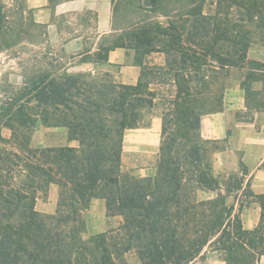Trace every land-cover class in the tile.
Listing matches in <instances>:
<instances>
[{"label":"trees","instance_id":"obj_1","mask_svg":"<svg viewBox=\"0 0 264 264\" xmlns=\"http://www.w3.org/2000/svg\"><path fill=\"white\" fill-rule=\"evenodd\" d=\"M118 1L111 0L113 16ZM121 1L165 19L130 24L113 44L134 50L136 83L67 75L53 86L40 84L38 120L67 128L77 145L30 147L23 115L11 137L0 134V264H119L129 251L141 264H195L209 244L223 252L225 264H254L264 254V192L256 195L260 216L252 229L226 202L228 189L199 198V190L221 185L211 160L219 147L199 129L201 115L222 99V71L245 64L264 69L247 56L250 47L264 45V0ZM154 52L164 54L163 64L145 63ZM206 66L218 74H206ZM246 77L264 80L251 71ZM161 83L173 91L165 99L152 87ZM158 98L164 107L156 172L133 179L120 167L123 134ZM50 183L58 186L57 208L42 213L35 200ZM93 198L122 222L85 237L82 210Z\"/></svg>","mask_w":264,"mask_h":264},{"label":"rangeland","instance_id":"obj_2","mask_svg":"<svg viewBox=\"0 0 264 264\" xmlns=\"http://www.w3.org/2000/svg\"><path fill=\"white\" fill-rule=\"evenodd\" d=\"M60 1L62 0H51V8L54 9L53 5ZM109 1L111 3L110 29L96 41L90 34L94 15L87 10L68 14L55 13L53 10L49 16L52 21L49 26L35 19L33 9L27 6L25 0H0V134L4 138L11 137V131L16 126L17 115H23L27 121L21 128L28 134L30 147L77 145L75 140L68 139L67 128L60 125L47 126L38 120L40 108L36 106L37 102L34 98L37 93L36 98L40 96L37 91L40 84L47 83L48 86H53L67 75L79 76L84 80L109 78L117 83L130 84L124 82L126 78L122 67L137 66L140 72V66L134 62V50L113 47V44L118 42L122 32L130 24L140 20L153 22L165 19L154 14L130 10L122 4L121 0L117 2V12L113 16L114 4L111 0ZM79 25L86 27L85 36L82 38H77L76 35L78 31H81ZM263 46L257 43L252 47ZM115 48H119L123 54L121 63L107 62L109 50ZM105 54H107L106 58ZM249 60L255 59L249 58ZM144 61L147 64H163L164 54L151 53L144 58ZM206 69L205 73L208 75L218 74L212 66H206ZM250 71L254 74H264V69H255V66L251 64L222 71L220 73L222 76L218 79V85L223 87L222 99L216 110L203 115L222 111L225 94L236 87L244 90L246 109L230 114L233 121L251 123L257 112L264 114V80L246 77ZM152 87L163 99L167 98L169 93H173L172 89L168 92L167 88L171 87L166 84H153ZM27 99L30 101L25 105L26 107L17 112V104ZM159 100L161 101L159 98L156 99V104L152 108L142 112L137 127L127 128L123 134L120 167L123 173L133 179L154 176L156 172L161 140V112L164 107ZM262 116L264 118V115ZM259 125L260 123L256 124V130L252 134L258 138L248 141V145L250 144L248 157L245 156V151L239 148L246 144L245 141L236 139V134L231 131L227 137L219 139L205 137L199 129L203 138L214 141V144L219 147L212 152L211 160L212 173L221 185L214 191L199 190L197 196L199 198L214 197L217 193H226L228 189L230 194L226 197V202L234 205V213L239 215L242 226L247 229H252L258 223L260 216V205L256 197L259 193H254L250 185V178L254 175L258 181L264 180V160H258L259 157H264V130L260 129ZM210 127L208 125V129ZM229 136L234 137L231 144L228 141ZM6 146L11 149L18 147L14 142ZM226 153L233 159L234 168L232 169L220 167L221 154ZM253 160L258 162H249ZM217 162L221 165H216ZM240 180H242L241 188L235 189L236 182ZM50 184L45 191L37 193L35 209L39 212L51 214L57 208L58 186L53 183L57 190L53 198L49 192ZM82 216L85 220L83 234L85 237L94 233L111 231L122 222L120 215H108L104 201L98 198L91 199L88 207L82 210ZM201 254L203 257L196 259L195 264H225L223 252L213 244L206 245ZM256 257L254 264H264V254ZM118 262L119 264H141L132 251L122 255Z\"/></svg>","mask_w":264,"mask_h":264},{"label":"crops","instance_id":"obj_3","mask_svg":"<svg viewBox=\"0 0 264 264\" xmlns=\"http://www.w3.org/2000/svg\"><path fill=\"white\" fill-rule=\"evenodd\" d=\"M27 6L33 9V13L35 19L40 23H45L50 26L52 21L49 19L50 14L53 12L58 13L61 12L63 14H68L71 12H83L89 11L93 13L94 18L91 21V35L95 37L96 41L99 40L102 34L107 33L110 29L111 22V3L109 0H62L58 3H55L54 9L51 8V0H25ZM79 29L81 31L77 32V38H82L85 36V25H79ZM89 28V25H88ZM89 34V35H90ZM122 52L119 48L111 49L108 52L107 62H115L121 63L123 61ZM114 56H118V58H114ZM248 58H252L261 62H264V46L259 47H250L247 51ZM122 71L124 77L126 78L127 83H135L138 75L139 68L137 66H123ZM223 109L222 111L203 115L200 119V129L205 137H213L222 139L229 135V131L236 134L235 138L240 139L241 141H245L244 146H239V148L245 151V156H247L248 152V141L256 140L258 136L252 135L256 130V124L260 123V129L264 130V118L262 112H257L255 118L251 123L247 122H235L233 121L230 114H234L235 111L240 109H246L245 106V93L244 90L240 87H236L235 89L229 90L224 98H223ZM208 125L211 127L208 129ZM259 129V128H257ZM260 134V132H257ZM234 140V137H228V141L231 144V141ZM247 141V142H246ZM254 156V154H253ZM259 157V156H258ZM250 159V158H248ZM263 158H258L259 161H263ZM222 165L220 163H216V165L223 167L225 169H232L233 159L230 155L221 154ZM258 160L249 161L250 163H257ZM257 161V162H256ZM236 164L237 161L235 160ZM248 162V161H246ZM248 162V163H249ZM250 185L254 193H262L264 192V180L258 181L256 175L250 178ZM49 192L51 197H55L57 194L56 185L51 183L49 186Z\"/></svg>","mask_w":264,"mask_h":264}]
</instances>
